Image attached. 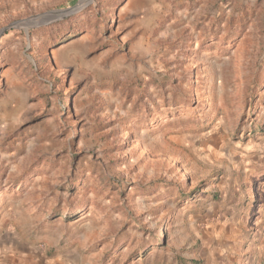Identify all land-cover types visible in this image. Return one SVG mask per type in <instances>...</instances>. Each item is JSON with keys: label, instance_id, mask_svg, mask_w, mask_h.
<instances>
[{"label": "rangeland", "instance_id": "obj_1", "mask_svg": "<svg viewBox=\"0 0 264 264\" xmlns=\"http://www.w3.org/2000/svg\"><path fill=\"white\" fill-rule=\"evenodd\" d=\"M0 264H264V0H0Z\"/></svg>", "mask_w": 264, "mask_h": 264}, {"label": "water", "instance_id": "obj_2", "mask_svg": "<svg viewBox=\"0 0 264 264\" xmlns=\"http://www.w3.org/2000/svg\"><path fill=\"white\" fill-rule=\"evenodd\" d=\"M75 9H76V8L73 7V8H69V9H67L66 11H68V12H73Z\"/></svg>", "mask_w": 264, "mask_h": 264}]
</instances>
